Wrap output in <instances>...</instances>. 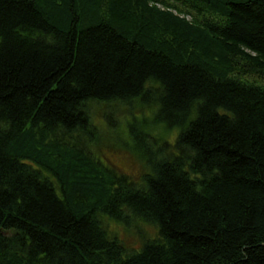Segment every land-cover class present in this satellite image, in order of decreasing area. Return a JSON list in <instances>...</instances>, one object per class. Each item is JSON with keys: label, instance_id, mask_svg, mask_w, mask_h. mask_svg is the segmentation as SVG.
<instances>
[{"label": "trees", "instance_id": "obj_1", "mask_svg": "<svg viewBox=\"0 0 264 264\" xmlns=\"http://www.w3.org/2000/svg\"><path fill=\"white\" fill-rule=\"evenodd\" d=\"M134 101L178 131L114 133L138 183L89 115ZM104 219L157 234L128 252ZM0 264H264V0H0Z\"/></svg>", "mask_w": 264, "mask_h": 264}, {"label": "rangeland", "instance_id": "obj_2", "mask_svg": "<svg viewBox=\"0 0 264 264\" xmlns=\"http://www.w3.org/2000/svg\"><path fill=\"white\" fill-rule=\"evenodd\" d=\"M150 106L154 105V98H150ZM151 107V108H152ZM148 107L141 106L137 102H132L130 104H120V103H108V104H97L93 103L89 108V115L92 123L98 125L97 127L102 129L99 132L96 131V137L94 144L98 141L102 142L94 149V155L107 167L113 168L117 171L119 175L127 177L132 182L138 183L142 178V175L146 172V167L144 162L137 159L130 154L128 150L120 146H125V143L133 142L134 139L129 134H121L120 136H115L114 133L118 130H125V122H133L132 124L140 125L145 128L138 127L139 130L144 131L149 134V137H145L138 133V137L142 141L136 138L137 145L140 149L148 146L150 150L157 151L160 149H172L178 131H171L169 133L161 134L160 132L150 130L152 112ZM125 121V122H124ZM143 121V123H142ZM142 123V124H140ZM145 129V130H144ZM101 136V140L100 139ZM114 137V138H112ZM151 142V146H149ZM140 144V145H139ZM119 145L120 148L117 147ZM158 148V149H156ZM103 224L111 235L115 236L125 247V250L138 251L144 241L153 239L157 234V228L150 224H147L140 220H135L131 223L129 227L123 224L110 221L108 219L103 220Z\"/></svg>", "mask_w": 264, "mask_h": 264}]
</instances>
